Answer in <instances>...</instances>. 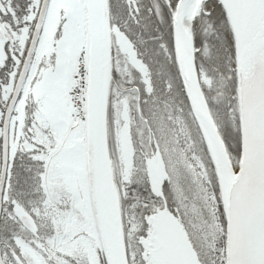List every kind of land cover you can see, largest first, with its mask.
I'll return each mask as SVG.
<instances>
[{"label": "snow or ice", "instance_id": "1", "mask_svg": "<svg viewBox=\"0 0 264 264\" xmlns=\"http://www.w3.org/2000/svg\"><path fill=\"white\" fill-rule=\"evenodd\" d=\"M0 264H264V0H0Z\"/></svg>", "mask_w": 264, "mask_h": 264}]
</instances>
